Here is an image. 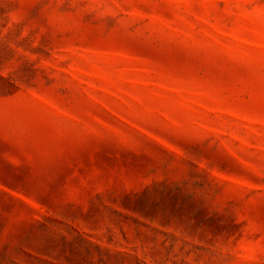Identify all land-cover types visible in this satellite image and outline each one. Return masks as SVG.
<instances>
[{
	"label": "rangeland",
	"instance_id": "1",
	"mask_svg": "<svg viewBox=\"0 0 264 264\" xmlns=\"http://www.w3.org/2000/svg\"><path fill=\"white\" fill-rule=\"evenodd\" d=\"M0 264H264V0H0Z\"/></svg>",
	"mask_w": 264,
	"mask_h": 264
}]
</instances>
